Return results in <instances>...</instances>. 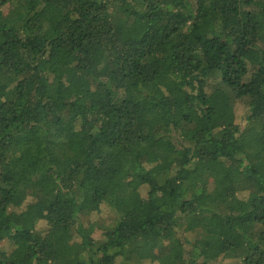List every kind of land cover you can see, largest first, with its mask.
<instances>
[{
  "label": "trees",
  "instance_id": "trees-1",
  "mask_svg": "<svg viewBox=\"0 0 264 264\" xmlns=\"http://www.w3.org/2000/svg\"><path fill=\"white\" fill-rule=\"evenodd\" d=\"M5 240L0 264H264V0H0Z\"/></svg>",
  "mask_w": 264,
  "mask_h": 264
},
{
  "label": "rangeland",
  "instance_id": "rangeland-1",
  "mask_svg": "<svg viewBox=\"0 0 264 264\" xmlns=\"http://www.w3.org/2000/svg\"><path fill=\"white\" fill-rule=\"evenodd\" d=\"M222 96H221V105L224 103V100L226 99L225 98V96L223 95V94H221ZM245 109L244 108H242V107H238L237 108V111H236V117H237V121H239L242 125H244V117H245ZM234 164H238V162L237 161H235L234 162ZM144 193H145V191H144ZM103 212L101 213V214H99V213H96L95 214V216L93 217V218H97V217H99V216H101V215H103V216H107V215H109L108 214V210L106 209V207H104L103 208ZM191 239H192V236H191ZM11 242L10 241H8V240H5V242H2L1 244H0V247L1 248H4V249H11ZM176 250H171V249H169V248H163V249H158V250H156L154 253H153V255H152V258H153V261H151V262H148V264H166L167 263V261L169 260V257H171L172 256V254L175 252ZM177 253V252H176ZM215 264H217V263H215Z\"/></svg>",
  "mask_w": 264,
  "mask_h": 264
}]
</instances>
